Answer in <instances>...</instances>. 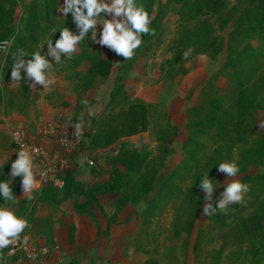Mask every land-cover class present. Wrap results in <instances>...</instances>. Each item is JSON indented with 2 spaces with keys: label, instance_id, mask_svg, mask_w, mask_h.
<instances>
[{
  "label": "rangeland",
  "instance_id": "1",
  "mask_svg": "<svg viewBox=\"0 0 264 264\" xmlns=\"http://www.w3.org/2000/svg\"><path fill=\"white\" fill-rule=\"evenodd\" d=\"M32 1H8V6L14 9L13 25L17 28L23 26ZM147 1L153 5V17L158 15L162 18V44L156 47L155 41L151 42V50L136 60L127 77L131 76V80L126 82L132 84L133 92L146 87L155 90L162 82L165 104H158L147 132L122 138L107 149H95L91 145L90 137L94 133L92 118H100L106 112L109 97L104 104L105 94H98V89L105 85L103 93L111 90L117 79L121 55L107 46L85 40L71 59L55 66L53 83L48 88L37 84L35 89H29L23 79L13 84L11 66L2 71L5 62L12 61L7 58L10 46L6 50L0 49L3 55L0 61V179L12 180L10 186L17 199L9 205L18 217L28 221L33 234L41 235L50 244L61 242L58 235L65 237L63 244H74L77 224L84 227L83 235L88 234L92 225L102 230L99 238L107 240L114 226L132 221V225L126 228L128 233L123 230L116 233L115 242L121 244L122 250L114 254L115 264H149L151 260L157 264H250L260 237L264 236V196H252L249 184L243 181L248 175L264 174V164L259 165L246 158L250 145L236 144L232 151L222 147L213 154L212 163L204 159L195 180L191 174L181 179V175L175 173L189 154V148L185 146L189 136L187 111L203 102L201 92L209 77L224 64L226 49L215 60L205 55L191 57L185 65L186 74L172 78L167 72L166 61L172 58L171 51L180 38L177 21L182 5L168 0H138V3L143 5ZM41 3L44 8V3ZM58 3V7L63 6V0ZM230 4L233 6L235 0H230ZM225 14L228 17V13ZM57 16L63 18L58 12ZM59 18L50 25V30L37 32L35 39L22 48L34 51L46 38L53 39L55 43L59 33L55 35L53 27L69 25ZM201 21L200 29L215 36L226 38L231 29V24L221 28L219 22L210 16ZM72 29L75 30V26ZM206 38L205 35L195 37L192 43L199 47ZM251 45L258 47L263 42L252 41ZM44 51H47L46 45ZM109 57L113 64L107 80L88 73L92 66H101V62ZM216 86L223 94L228 81L219 77ZM155 95L156 90L151 93V98ZM89 111L92 112L91 117L88 116ZM164 112L166 117L162 115ZM59 115L65 117V122L71 117L73 123L83 116L81 137L79 140L75 138L74 145L69 148L68 151H72L70 156L66 153L70 166L66 176L71 175L73 182L58 189L49 187L51 184L37 185L32 192L33 198L28 200L21 190L20 177L13 179L8 175L11 162L17 158L11 133L24 128L30 139L56 150L58 141L55 137L45 138L44 133L38 136L37 130ZM260 116H264V101L254 112V127L264 131L257 120ZM168 120L179 132L162 145L157 142V136L159 132L169 130ZM232 160L239 167L235 177H226L217 171V164ZM87 161L93 162V166ZM205 172H209V177L218 186L220 184L211 201L213 207L226 183L234 179L248 185L243 202L232 204L211 216H202L204 193L199 187V177ZM3 203L6 201L0 199V204ZM74 205L83 206L84 212L77 211ZM149 207H154V214L147 212ZM81 242V247L87 248L89 237H82Z\"/></svg>",
  "mask_w": 264,
  "mask_h": 264
},
{
  "label": "trees",
  "instance_id": "2",
  "mask_svg": "<svg viewBox=\"0 0 264 264\" xmlns=\"http://www.w3.org/2000/svg\"><path fill=\"white\" fill-rule=\"evenodd\" d=\"M8 1L0 0V41H11L7 53V58H10L11 53L17 48L27 46L35 39L37 32L50 30V25L57 22L56 8L59 0H33L28 6L23 26L19 28L13 25L14 9L8 6ZM41 2L44 3V8ZM168 2L182 5L177 21L180 38L171 51L172 58L166 61L167 72L172 78L186 74L185 65L188 59L195 55H205L215 60L223 49H226L227 53L224 64L209 77L201 92L203 102L187 111L189 136L185 146L189 148V154L175 173H179L181 179L191 174L192 180H195L203 167L204 159L210 164L216 151L222 147L232 151L236 144H249L251 148L246 153V158L263 165L264 131L256 130L254 127V112L264 101V0H235L233 6H230V0H168ZM143 6L151 15L152 31L142 34V45L131 59L126 60L122 57L120 60L117 79L110 93L106 112L100 118H92L94 133L90 138L95 149H107L122 138L147 132L151 117L158 109V104L131 98L126 89L127 77L136 60L146 56L151 50L150 46H153L151 43L153 40L156 47L162 44L164 29L162 18L158 15L153 17V5L150 1ZM225 13H228V17H225ZM206 16L215 18L221 28L231 24L226 38L200 29L201 20ZM42 22H46L45 25H41ZM66 22L70 28L75 26L71 14L66 18ZM203 35L207 38L199 47H195L193 39ZM252 41H262L263 45L254 47L251 45ZM189 47L193 49L191 56L187 60H182V52ZM1 60L3 55L0 54ZM112 64L113 61L109 57L101 62V66H92L88 73L107 80L111 74ZM7 66H11L8 61L3 65V72L7 70ZM219 77H224L228 81L223 94L216 86ZM162 115L166 117L165 112ZM166 125L169 130L161 131L157 136V142L162 145H166L179 132L169 120ZM207 142L212 144L209 145ZM243 181L249 184V193L252 196H264V174L248 175ZM72 182V176H66L63 187H68ZM49 187L58 189L53 185ZM74 207L77 211L85 210L80 205ZM154 211V207H149L147 212L154 214ZM7 249L8 246L0 249V263L3 262ZM149 264L157 262L151 260ZM250 264H264V236L260 237L259 244L250 258Z\"/></svg>",
  "mask_w": 264,
  "mask_h": 264
},
{
  "label": "clouds",
  "instance_id": "3",
  "mask_svg": "<svg viewBox=\"0 0 264 264\" xmlns=\"http://www.w3.org/2000/svg\"><path fill=\"white\" fill-rule=\"evenodd\" d=\"M56 11L62 14L63 18L56 15L61 21H66L68 15L71 14L75 30L68 26L53 27L52 31L55 35L59 33V38L55 39V43H53V39L46 38L34 51L28 52L23 48H17L15 52L11 53L13 84L21 82L23 79L29 89H35L37 84L45 89L48 88L53 83L55 66L71 59L78 46L85 40H90L93 44L107 46L126 60L131 59L135 51L142 45V34L152 31L150 28L151 15L142 4L138 3V0H63V6H57ZM98 26H100L99 30ZM10 44V40H2L0 48ZM45 45L47 46L46 52L44 51ZM192 51L191 47L184 50L182 60H187ZM62 56L65 58L62 59ZM28 57L31 59H27ZM8 68L9 66H7V70ZM88 116H92L91 111L88 112ZM261 117L264 116L258 117L257 120L259 127L264 128V119ZM65 123L74 129L73 135L79 140L83 130V116L81 115L75 123L69 117ZM16 135L18 134L13 133L14 138ZM39 151L38 148L29 149L20 144L19 148L13 151L17 153V158L11 162L8 172V175L13 179L20 177L21 190L28 200L33 198L32 192L38 185L33 154ZM215 167L226 177H235L239 172L235 160L221 162ZM11 184V179H0V199L6 201V203L0 204V249L16 243L19 234L28 225V221L24 217H18L9 205V202L17 201ZM199 187L204 193L202 216L206 217L226 210L232 204L243 202L244 195L248 192L247 184L236 179L231 180L226 183L220 198L215 201L216 206L213 207L211 201L220 184L218 186L209 177V172H205L199 177Z\"/></svg>",
  "mask_w": 264,
  "mask_h": 264
},
{
  "label": "built area",
  "instance_id": "4",
  "mask_svg": "<svg viewBox=\"0 0 264 264\" xmlns=\"http://www.w3.org/2000/svg\"><path fill=\"white\" fill-rule=\"evenodd\" d=\"M10 45H5L1 50L8 49ZM65 117H59L46 123L43 128L39 127L37 135L55 137L58 141L56 150L48 149L37 140L29 138L24 128H17L11 133L14 146L18 149L20 144L29 149L38 148L39 152L34 153V164L36 165V175L38 186L51 184L56 188H61L65 184L66 172L70 170L68 156L72 151H68L74 145L75 137L73 130L65 124ZM13 133L18 135L13 137ZM90 166L93 162L87 161ZM0 264H76L70 259L60 243L40 244L32 234L31 225H27L24 231L17 238L16 243L8 246L6 256Z\"/></svg>",
  "mask_w": 264,
  "mask_h": 264
},
{
  "label": "crops",
  "instance_id": "5",
  "mask_svg": "<svg viewBox=\"0 0 264 264\" xmlns=\"http://www.w3.org/2000/svg\"><path fill=\"white\" fill-rule=\"evenodd\" d=\"M130 80H131V76H129V78L126 81H130ZM131 85L132 84L126 82L127 92L132 98H139L141 100H144L145 102H149L153 104H160V103L165 104V99H163L165 98L164 97L165 96V86L162 82L159 84V86L154 88L157 91V95H155L153 99L151 98V93L155 92V90H152V88L146 87L144 90H141V88H139V89L134 90L133 92L131 90L134 87H132ZM162 85L164 86V89ZM104 87L105 85H101L99 87L98 94H100L101 96L105 94L104 96L105 98L103 99V101L105 102L104 104H106V100L108 99L114 87V84H112L111 90H107L105 91V93H103ZM95 116L98 117L99 115H95ZM124 223H121V224L119 223L117 226H114V228L110 230V236L107 240L103 238L100 239L99 232H102V230L99 231V228H95V227L93 228L91 224H90L91 227L88 231V234L86 232L87 235H83L84 234L83 230H85L84 227L77 224V230H76V236H75L76 239H75L74 244H67V245L63 244L62 242H64L63 240L65 237L63 235H58V236L56 235V236L59 237L58 240L61 241L60 243L63 245L68 257L72 259L73 261H75L76 264H115L116 259L114 258V254L116 252L119 253L120 250H122L120 249L121 244H117L115 242L117 240L116 233H118L119 230H123L128 233L129 231H126L127 230L126 228L132 225V221H129L127 224H124ZM33 236L40 244L48 243L45 240V238H43L41 235L33 234ZM86 236L89 237V242H88L89 245L87 248L83 249L81 247V243H82L81 238L86 237ZM128 236H132V235L129 234Z\"/></svg>",
  "mask_w": 264,
  "mask_h": 264
}]
</instances>
